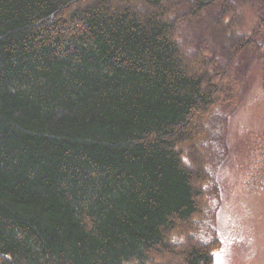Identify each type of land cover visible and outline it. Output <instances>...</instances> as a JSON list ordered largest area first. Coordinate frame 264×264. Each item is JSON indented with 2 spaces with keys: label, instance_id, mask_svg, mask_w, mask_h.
<instances>
[{
  "label": "trees",
  "instance_id": "1",
  "mask_svg": "<svg viewBox=\"0 0 264 264\" xmlns=\"http://www.w3.org/2000/svg\"><path fill=\"white\" fill-rule=\"evenodd\" d=\"M262 58L264 0H0V264H212Z\"/></svg>",
  "mask_w": 264,
  "mask_h": 264
},
{
  "label": "rangeland",
  "instance_id": "2",
  "mask_svg": "<svg viewBox=\"0 0 264 264\" xmlns=\"http://www.w3.org/2000/svg\"><path fill=\"white\" fill-rule=\"evenodd\" d=\"M240 14L237 33L245 35L256 22L255 9L242 6ZM226 138L229 154L217 171L221 247L212 264H264V58L251 65L243 99L228 116Z\"/></svg>",
  "mask_w": 264,
  "mask_h": 264
}]
</instances>
